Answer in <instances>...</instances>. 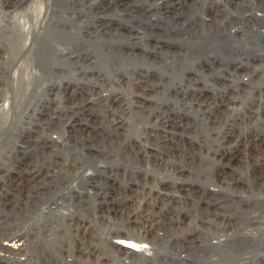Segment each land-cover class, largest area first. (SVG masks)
<instances>
[{"label": "rangeland", "instance_id": "1", "mask_svg": "<svg viewBox=\"0 0 264 264\" xmlns=\"http://www.w3.org/2000/svg\"><path fill=\"white\" fill-rule=\"evenodd\" d=\"M164 2H166V4ZM19 5L22 7L20 6L21 8L18 9L17 7ZM25 5L36 8L38 7L37 10L35 9L37 12L34 11V8H30V10H33L32 14H35L34 16H31L30 13L28 14L25 11ZM48 5H51V7L54 6L66 8L69 13L76 14L78 18L75 20H70V23L66 21L68 28H72L73 30L71 34H60L58 36V39H60V42L58 43L59 47H62V49L66 51V54H59L58 57L53 59L55 60L56 65H49L48 61L36 59L35 57V64L41 67H38L41 72L38 73L40 74L39 79L32 77L31 84L33 85L37 81H44V79L46 84L53 82H63L62 84H66V80H71V85L69 86L73 87L75 86L74 77H81V75H87L89 77L92 75V73H95L101 74L104 77V80L102 81L103 84L100 82L95 87L93 86L90 91L102 90L104 93H108L109 95L102 100L101 105H95L97 106V108L95 107V110H86L84 113L81 111L83 113L82 117V115L78 116L73 113L76 110L65 107V102H69L62 96H66V93L64 92V89L60 91V89L55 87L53 92L58 89L60 92H58L60 98L62 97V100L65 102L62 103V105H64V107L61 108L62 112L58 113L61 115V118L63 117L62 124L55 134L53 131H50L52 136H55L54 142L48 140L47 143H45L44 134L42 135V133L38 132V130H44L43 132H47L48 129L46 131L45 126L41 127L39 124H35L34 130L29 129V119H31V115L33 114L32 106L37 103V98L40 95H43L45 92L44 89H42L43 87H41L42 93H40L39 96L36 95L34 97L35 101L33 100L31 107H29L28 111H26L22 116L23 119L20 117V119L13 122L11 120L5 126L0 127L1 190H4L2 187L4 182L2 175L5 172V170H2V168H10V164L15 165L18 162H20L18 165L21 166L27 161V159L29 160L31 158H38L42 161L44 159V161H46L49 160V158L46 156H55L58 158V160H61L60 158H65L67 156H74L80 158L81 160H85L84 164L85 166L87 164L86 169L89 171V173H87V171L78 172V175L75 174V177L67 182L64 187L62 185L60 187V184L62 183L57 182V184L59 183L55 186L57 188L55 192L57 193L54 191L52 193H50V191H46L42 194L37 192L35 188L28 189V192L26 191L27 189L23 190V187H17L14 190H8V192L6 191L5 195H1L3 198L0 196V225H6L9 223L18 224L16 228L19 226L18 228L21 229L20 232L23 231L21 232L23 238L28 242L25 244L24 250L26 251L23 252H31L32 256L34 257V260L31 261L33 264H45V256H48L49 264H52L53 261L54 263H56L55 261L61 262V259L62 262L66 263L67 253L72 251L74 246L77 247L79 244H81L80 242L83 243L84 241L91 246H95L97 251L106 253L105 255H109L110 258L108 257L104 259V261H108V263L106 261L105 264H128V262L129 264H264V239H259L260 237L257 238V236H255L256 238L254 237V240H251L253 243L250 241V244H240V246L239 244H232L237 246V250L230 249L231 244L230 246L228 244H219L216 246L211 244L215 240L220 239L226 242L227 235H224L225 232H223L221 229L222 226H224V224L227 222L229 223H227L229 230H233V225L236 224V221H238L237 224H240L242 229L244 228L250 232L264 234V181L255 182L254 175H251L249 177L250 180L247 179V181L235 180L236 182L233 185V187L235 186V191L233 188L230 189V187L228 188L225 185H227L226 180L228 178L237 177L238 174H240L238 170V166L240 165L235 164V166L231 167V171L228 172V174L234 175L229 176L227 174L226 177L220 175L218 172L213 171L215 170V165H212V162H215V151H218L220 146L224 145L223 147L227 148L233 146L234 148L232 147V150H235L236 146L234 145H236L237 142L240 143L242 140H244V138L259 139L260 137H264V17L262 16V19L261 17L256 18L252 15L256 12L264 14V0H0V37L5 38V44L8 45L9 49H11L9 50L6 45H4V52L1 53L3 57L0 55V59L2 58L0 60V71H2L0 72V76L2 75L5 78L6 74L8 77L6 84H3V87L1 86L3 89H0V103L2 105H0V110H4L3 107H5V109L10 110V112L12 111V115L14 114L15 118H17L16 115L20 113V111L15 110L12 106L13 102H10L9 104V101H6L3 98V95L5 96V94H7L10 89L11 93H13V88L20 83L19 76L22 75V71L24 70L22 63L24 59L27 58L26 52L29 49V43H35L41 39L39 37L36 38L37 35H35V32L38 31L37 29H39V31L42 30L39 28L41 27L42 23L39 22L46 24V27H49L47 25L48 23H50V25L53 27H58V23L64 27V23L58 22L63 17V13L59 10H56L55 12L54 9V11H52L53 13L47 14L48 17H45L44 12ZM40 8H43V10ZM216 9L222 10L221 13L217 14L218 18L216 17L217 19L215 18L216 20L214 19L213 22L207 20V17L210 18L215 14L217 11ZM25 16L28 18V20ZM15 17H18L19 19L25 18L27 21H30V23L28 22L29 24L27 23V25L30 27V29L32 28V31L29 29V42L28 45L25 46V48H27L21 50V55L17 53L19 55L18 56L16 54L19 59L15 57L14 48H18L17 44L20 45L21 40L19 39L18 35L14 34V30L11 28L12 23L16 19ZM52 17L55 19H52ZM5 20L8 22L7 25L4 24ZM96 23L98 26H103L107 30L117 29L124 34H129L131 38L127 40L124 39L125 41L121 40V42L123 41L121 43L122 45L109 44L108 41H106V44L104 40L99 42L90 40L87 31H84V29H86V25ZM36 25L37 29L35 28ZM226 26H230L233 29L237 28L238 31L235 32L234 35L224 33V27ZM13 35L14 39H12ZM88 53L91 55H87ZM70 55H73V58H68ZM11 56L12 59L10 63L3 62L6 60L5 58L10 59ZM60 57L64 59L63 62H61L62 59ZM13 60H15L14 63ZM70 61H75L77 67L73 64V62L71 63ZM65 62H68L66 63L68 65H66ZM239 63H242L243 67L240 72L237 71L236 73V71H234V67L236 66L234 65ZM44 66L47 67L45 68ZM9 68H12V70L10 69L9 71ZM71 69L72 74L75 72V75L73 74L74 77L71 74ZM45 70H48L49 72ZM12 73H15V76L12 75ZM240 77L246 80L245 84L243 85L244 87L241 86L240 89H237L235 88L234 84H236V82L241 79ZM46 84H43V86ZM144 85L146 90L142 87ZM218 85L221 87L219 88ZM4 87L9 89H5ZM193 87L201 89L203 96L210 97L212 95V98L208 97L209 100H214V95L220 94L217 100H220L218 103H221L219 104V107L218 105L215 106L214 111L211 114V120H214L215 122L217 121L216 125L211 126V121H208L209 125L206 127L199 124V121L197 120V113L201 111V108L199 107V103H197V101L193 100V97H191V89H193ZM87 91L89 92V90H86L85 93ZM143 92H146L145 94L147 95L145 96ZM234 92L238 95H236ZM69 93L71 94L70 89ZM115 98H118V103L114 101ZM135 100L140 101H138L139 103H134ZM2 103L5 104L3 105ZM145 103H148L147 105L149 107L152 106L150 108L151 114L148 118L140 113H137V109L141 107V104L146 105ZM228 103L231 108L227 106ZM54 104L56 106L57 102L52 103V107H54ZM157 106L162 107L165 113L167 112L166 114L169 118V122L171 121L170 134L172 137L174 136L173 140L176 144V150L173 151L178 153L179 156L177 155V160H175L174 156L176 153L170 152V154L167 156L169 164L167 162V166L164 165L165 170H158L155 172L156 169H152V166L147 165V162H145L143 159H140L142 158V154L137 152V149L144 144L143 135L145 134L146 129H149L154 123L157 122L153 115L155 111H158ZM8 107H11L12 110ZM50 109L47 111L50 112ZM197 110L199 111L197 112ZM37 115L39 117L40 114ZM5 116L7 117L8 113ZM33 116L34 114L32 115V118ZM44 116L45 115L42 114V117ZM95 116L99 117V120L102 121L101 123L104 122L103 125L106 123V121L109 122L114 117L123 118L121 126L117 129L118 131H116V136L111 134L113 135L112 138L114 137L113 139L115 141L113 142L114 146L112 148L115 153L112 152L110 160L106 158L105 155L98 158L99 156L96 153L95 147L87 148L85 150L81 149L82 141L77 139V136H75L77 133L75 130L76 128L78 129L84 126L90 127L89 124H92L84 120H80V118H91V120H89L92 121L96 119ZM218 118H221L219 123ZM221 120L223 121L221 122ZM18 133L20 137H17ZM121 133L125 137H123ZM212 134L214 135L212 136ZM119 138L124 143L119 144ZM125 138L129 141H127ZM44 145H47V148H45ZM126 145L127 148H124ZM90 149L91 151H89ZM123 149L124 151H122ZM84 151L86 152L84 153ZM92 152L94 153L92 154ZM119 152H121V154ZM123 152L124 154H122ZM133 152L136 153L134 154ZM219 152L222 153V151ZM67 153L69 155H67ZM216 153L218 154V152ZM7 155L9 157H7ZM94 155H97V159H95L96 157H94ZM207 155H210L211 158ZM236 157L237 156H234L235 159H237ZM1 160H3V162L5 161L7 165L4 166V163H2V165ZM95 164H98L100 168L98 169ZM144 164L146 166H144ZM176 166L184 167V172L181 174L176 173L172 168H177ZM234 167H237V169ZM13 170L14 169L11 170V173ZM46 171L47 170L45 168L39 170L37 173V178L34 179L42 178V176L46 174ZM132 173H134V175H132ZM179 176L181 178H179ZM123 177L125 178L126 182ZM145 178L149 180L161 181L160 183L163 185H168V183H173L174 181L177 183L178 181L177 186L183 184L184 188L190 189V193L188 191L187 192L191 195H189L187 192H183L186 194V197L184 196V201L182 200L183 202L181 204L182 206L185 205V209L183 210L182 214L174 219H169L167 216V220H169L168 222H174L178 227H181L182 233L180 236L182 237H179L177 241H175V237H165L169 240L163 241L164 243L161 244H155L153 239L158 238L159 240H162V236L157 234H148L147 239H145L143 242H140L141 244H139L144 249L139 251L138 254L133 253L132 256L130 255V259L127 258L129 260L128 261L122 257L118 258V255L115 253V251L112 250L114 246L112 243L114 240H119L115 238L117 235L115 233V228L116 230L125 229V217H127L129 213L132 214L134 212L136 207L135 205H137V200L140 198L141 194L139 191L143 189V185L146 183L144 181ZM12 182L13 184H17L16 179ZM250 183L255 184L253 189L256 191H253L255 193H251ZM147 185H150V183L147 182ZM65 187H68L69 189H65ZM61 188L63 192L64 189L66 190V192H64L65 194L60 192L59 189ZM194 195L195 197H193ZM246 198H248L247 201ZM202 203H204L205 206H203ZM28 204H30V206ZM188 207L191 209H198V213L196 214L195 210H189ZM207 217L209 220L216 222L214 223V226L213 223H211L202 227L201 222L203 219H207ZM70 221L73 223V225L69 226L68 222ZM194 222L199 223L198 228H194ZM242 223L244 226H242ZM80 224L81 228L80 226H77ZM47 225L48 227L51 226L54 229L53 230L51 228L49 233L56 232L58 235H60L59 242L57 241V238H55V242L52 243L53 241H51L52 244H50L45 238L42 237V239L41 237H38L44 228H48ZM40 226L43 229H41ZM11 231L12 230H9V232ZM208 239L210 241H208ZM36 240L38 242H36ZM257 240L258 242H256ZM176 242L180 243H177L176 245ZM53 244H56L55 252L51 253L49 250L48 253L45 252L48 249L47 247H50ZM1 248L2 247L0 246V252L2 251ZM222 249L224 250L222 251ZM37 250L39 252H36ZM2 253H4V256L9 255V251H7L6 248L3 249ZM51 256L53 257L51 258ZM56 256L58 258H56ZM60 256L61 258H59ZM131 257L133 258L131 259ZM64 259L65 261H63ZM9 260L10 258H1L0 264H18L16 263V260L13 261L11 259V262Z\"/></svg>", "mask_w": 264, "mask_h": 264}, {"label": "bare ground", "instance_id": "2", "mask_svg": "<svg viewBox=\"0 0 264 264\" xmlns=\"http://www.w3.org/2000/svg\"><path fill=\"white\" fill-rule=\"evenodd\" d=\"M162 1V0H161ZM167 1V0H166ZM232 1H235V0H232ZM126 2V1H125ZM166 4V2H164ZM16 4V3H15ZM118 4V2H117ZM125 4V3H124ZM157 4H161V3H157ZM230 4V3H229ZM86 5V4H85ZM111 5V4H110ZM122 5V4H121ZM228 5V4H227ZM21 5H19L17 8H21L20 7ZM26 6V5H25ZM39 6V5H38ZM58 6V5H57ZM61 6V5H60ZM63 6V5H62ZM226 6V5H225ZM40 7V6H39ZM43 7V6H42ZM76 7V6H75ZM80 7V6H79ZM117 7V6H116ZM124 7V6H123ZM127 7V6H126ZM30 8H34V11L37 10L36 7H30V6H26L25 7V11L29 14H31V16L35 15V14H32L33 10H30ZM62 7H51V5H48L45 9V12L44 11H40V12H44L45 14V17L47 16V14H50V13H53L52 11H54L55 9V12L56 10L60 11L63 13V17L61 20H57L58 22L60 23H64V27L61 26V24H57L58 27H53L52 25H50V23H48L47 25L49 27H46L45 25L46 24H43V22H39V23H42L41 28L42 30L39 31V29H37V25H36V29L38 31L35 32V35L36 38L39 37L41 39H39V41L37 42H32V43H29V49L27 50L26 52V56L27 58L24 59L23 61V68L24 70L22 71V75L19 76V79H20V83L15 86L12 90L13 93H11V89L7 92V94H5V96L3 95V98L6 100V101H9V104L10 102H13V107L15 110H18L20 111V113H18L16 116L17 118H15V115L13 116L12 115V111L10 112V110L8 109H5L4 110H0V127H3L5 126L8 122H10L12 120L15 121V120H18L20 119V117L22 118V116L24 115V113L26 111H28L29 107H31V104L33 103V100H34V97L36 95H40L41 92V87H43L42 89H44V93L43 95H40L38 98H37V103H35L32 107H33V111L32 113L34 114L33 118H32V115H31V119H29V123H30V126H29V129L30 130H34V127H35V124H39L41 127L42 126H45L46 127V131L48 129L47 132H43V131H40L38 130L39 133H42V135L44 134L45 136V143H47L48 140H51V141H55L54 139V135L52 136V134L50 133V131L54 132V134L58 131L60 125L62 124V118H61V115L58 114V113H61L62 112V109L64 107V105H62L63 102H65L64 100H62L64 98H66V100H68L69 103L65 102V107H69L70 109H74L76 110L75 112H73L74 114L76 115H82L83 117V113L84 111L86 110H95V107L97 108V106L95 105H101V102L103 99H105L106 97H108V93H104V91H90V89H92V87L98 85L100 82L101 84H103V76L101 74H95V73H92V75H90L89 77L86 75V76H82L81 77H74V73L72 74V69H71V74L73 75L74 77V81H75V86L71 87L69 85H71V80H66V84H62L61 82L60 83H57V82H53V83H48L46 84L44 81H37L36 83H34L33 85L31 84L32 83V77H35L37 79H39V76L40 74H38L39 72H41V70L39 68V66H37L35 64L36 62V59H41L43 61H48L49 65H56L55 64V59L56 57H58L59 54H63L65 55L66 54V51L64 49H62V47H59V42H60V39H58V36L60 34H71L73 32L72 28H68L67 24H66V21H68V23H70V20H75L76 18H78L76 16V14L74 13H69L68 10L66 8H62ZM17 9V10H18ZM36 9V10H35ZM41 10H43V8H40ZM119 9V8H118ZM125 9V7H124ZM217 11L215 12L214 15H212L210 18L207 17V20H210L213 22V20L217 17V14L218 13H221V9H216ZM86 11V10H85ZM90 11V10H89ZM8 12V11H7ZM23 12V11H22ZM25 12V13H26ZM37 12V11H36ZM91 12V11H90ZM123 12V10H122ZM227 12V11H226ZM35 13V12H34ZM69 13V14H68ZM14 14V13H13ZM18 14V13H17ZM211 14V13H210ZM41 15V13H40ZM65 15V16H64ZM251 15V14H250ZM253 16H255L256 18H259L262 16L264 17V14H260L259 12H256V13H253L252 14ZM17 16V15H16ZM43 16V15H42ZM54 16V15H53ZM205 16V15H204ZM26 17V16H25ZM48 17V16H47ZM51 17V16H50ZM225 17V16H224ZM248 17V15H247ZM16 18V17H15ZM27 18V17H26ZM54 17H52L53 19ZM82 18V17H81ZM218 18V17H217ZM216 18V19H217ZM221 18V17H220ZM251 18V17H250ZM33 19V18H32ZM38 19V18H37ZM46 19V18H45ZM55 19V18H54ZM104 19V18H103ZM204 19V17H203ZM215 19V20H216ZM263 19V18H262ZM28 20V18H27ZM25 18H22V19H19L18 17L15 19V21L12 23L11 25V28H13L14 30V34L15 35H18L19 36V39L21 40V43L20 45H18V48H14V53H15V57H17L18 54L21 55V50H23L25 48V46L28 45V42H29V29L30 27L27 25V23L30 21H27ZM42 20V19H41ZM219 20V19H218ZM223 20V19H222ZM43 21V20H42ZM46 21V20H45ZM50 21V20H49ZM53 21V20H52ZM55 22V20H54ZM53 22V23H54ZM28 23V24H29ZM33 23V22H31ZM36 23V22H35ZM52 23V22H51ZM90 23V22H89ZM109 23V22H108ZM225 23V22H224ZM5 25L8 24V22H4ZM97 24V23H96ZM89 24V25H86V29H84V31L86 30L87 33H88V37H90V40H93L95 42H99L101 40H104L105 42L108 41L109 44H121V40H124V39H130V35L129 34H124L123 32H120L118 31L117 29H114V30H107L105 27L101 26L100 25L98 26V24ZM212 24V23H211ZM1 25V23H0ZM116 25V24H115ZM121 25V24H119ZM221 25V24H220ZM29 28H28V27ZM33 26V25H32ZM73 26H76V25H73ZM93 26V27H92ZM110 26V25H109ZM117 26V25H116ZM213 26V25H212ZM228 26V25H227ZM224 27V30L225 32L224 33H229L230 35H234L235 32H237V28L236 29H233L232 27ZM114 27V26H113ZM238 27V26H236ZM34 28V29H35ZM216 28V26H215ZM32 29V28H31ZM30 29V30H31ZM74 29V28H73ZM220 29V28H219ZM217 29V30H219ZM49 30V31H48ZM75 30V29H74ZM83 30V29H82ZM91 30V31H89ZM93 30V31H92ZM222 30V29H221ZM32 31V30H31ZM123 31V30H122ZM95 32V33H94ZM126 32V31H125ZM204 32V31H203ZM217 32V31H216ZM215 32V33H216ZM94 33V34H92ZM221 33V32H220ZM11 34V33H10ZM34 34V33H33ZM74 34V33H73ZM133 34V33H132ZM69 36V35H67ZM129 36V37H128ZM34 37V35H33ZM64 37V36H63ZM126 37V38H124ZM213 37V36H212ZM224 37V36H223ZM222 37V38H223ZM146 38V37H145ZM14 39V35H13V38ZM16 39V38H15ZM142 39V38H141ZM216 39V38H215ZM36 40V39H35ZM64 40V39H63ZM228 40V39H227ZM226 40V41H227ZM13 41V40H12ZM16 41V40H15ZM125 41V40H124ZM218 41V40H217ZM62 42V41H61ZM225 42V41H224ZM6 43V40L5 38H1L0 37V55L3 57V55L1 53H3L4 51V45ZM10 43V41H9ZM8 43V44H9ZM64 43V42H63ZM125 43V42H124ZM228 43V42H227ZM16 44V42H15ZM65 44V43H64ZM70 44V43H69ZM107 44V42H106ZM146 44V43H145ZM14 45V44H13ZM122 45V44H121ZM112 46V45H111ZM6 47L8 48V45H6ZM11 48V47H10ZM27 48V47H26ZM25 48V49H26ZM121 48V47H120ZM9 49V48H8ZM11 50V49H9ZM96 50V49H95ZM98 50V49H97ZM6 51V50H5ZM131 51V50H130ZM10 52V51H9ZM8 52V53H9ZM143 52V51H142ZM11 53V52H10ZM18 53V54H17ZM25 53V52H24ZM68 53V52H67ZM111 53V51H110ZM17 54V55H16ZM82 54V53H80ZM87 55H91L90 53H88ZM105 55V54H103ZM165 55V54H164ZM10 56V55H9ZM19 56V55H18ZM23 56V54H22ZM25 56V54H24ZM62 56V55H61ZM81 56V55H80ZM112 56V55H111ZM8 57V56H7ZM36 57V59H35ZM5 58V57H4ZM22 58V57H21ZM61 58V57H60ZM68 58H73V55H70V57ZM98 58V57H97ZM2 59V58H1ZM0 59V60H1ZM6 60H2L4 63L7 62V63H10L11 62V59H12V56L11 58H5ZM19 59V58H18ZM17 59V60H18ZM35 59V60H34ZM62 59V58H61ZM15 60H13V63H14ZM22 61V60H21ZM40 61V60H39ZM64 59H62L61 62H63ZM66 61V60H65ZM68 61V60H67ZM105 61V60H104ZM127 61V60H126ZM18 62V61H17ZM15 62V63H17ZM71 62V61H70ZM69 62V63H70ZM74 65H76V62L75 61H72ZM71 62V63H72ZM140 62V61H139ZM12 63V65H13ZM21 63V62H20ZM40 63V62H39ZM43 63V62H41ZM68 63V62H65V64ZM39 65V64H38ZM41 65V64H40ZM68 65V64H66ZM71 65V64H70ZM215 65V64H214ZM249 65V64H248ZM8 66V65H7ZM42 66V65H41ZM98 66V65H97ZM116 66V65H114ZM236 67H234V71H237L240 72V70H242V67H243V64L242 63H239V64H236L234 65ZM11 67V66H10ZM39 67V68H38ZM43 67V66H42ZM45 67V66H44ZM47 67V66H46ZM45 67V68H46ZM67 67V66H66ZM77 67V65H76ZM107 67V65H106ZM19 68V67H18ZM44 68V69H45ZM70 68V67H69ZM10 69L12 70V68H9V71ZM20 69V68H19ZM22 69V68H21ZM93 69V68H92ZM246 69V68H245ZM0 70H1V64H0ZM15 70H16V65H15ZM43 70V68H42ZM51 70L53 71V69L51 68ZM56 70V69H55ZM63 70V69H62ZM69 70V69H68ZM107 70V69H106ZM7 71H8V68H7ZM45 71H48V70H45ZM195 71V70H194ZM233 71V70H232ZM2 72V71H0ZM6 72V71H5ZM49 72V71H48ZM56 72V71H55ZM77 72V71H76ZM10 73V72H9ZM15 74V73H14ZM12 73V75H14ZM58 74V73H57ZM80 74V73H79ZM4 75V74H3ZM11 75V74H9ZM19 75V74H18ZM85 75V74H84ZM262 75V74H261ZM15 76V75H14ZM13 76V77H14ZM17 76V75H16ZM250 76V75H249ZM10 77V76H9ZM70 77V76H69ZM88 77V78H86ZM117 77V76H116ZM132 77V76H131ZM12 78V77H11ZM34 78V79H35ZM72 78V77H71ZM241 78V77H240ZM6 79V81H5ZM7 75L5 74V78L4 76H0V89H3L2 85L3 84H6L7 82ZM18 79V81H19ZM65 79V78H64ZM69 79V78H68ZM73 79V78H72ZM118 79V78H117ZM139 79V78H138ZM252 79V78H251ZM10 80V79H9ZM12 80V79H11ZM16 80V79H15ZM110 80V79H109ZM120 80V79H119ZM197 80V78H196ZM246 80V79H245ZM245 80L244 78H241L238 82H236L235 85V88H239L241 86H243L245 84ZM31 81V82H30ZM257 81V80H256ZM14 82V81H13ZM35 82V81H34ZM168 82V81H166ZM255 82V81H253ZM127 83V82H126ZM142 83V82H141ZM140 83V84H141ZM146 83V82H145ZM191 83H194V82H191ZM190 83V84H191ZM13 84H16V83H13ZM43 84H46L43 86ZM131 84V83H130ZM159 84V83H158ZM189 84V83H188ZM199 85V84H198ZM2 86V87H1ZM138 86V85H137ZM197 86V85H195ZM201 86V84H200ZM227 86V85H226ZM57 87L58 89L63 90L64 89V92L66 93V96H62L60 98L59 96V91L58 89L53 92L54 88ZM141 87V86H140ZM144 89H145V85L142 86ZM153 87V85H152ZM155 87V86H154ZM219 87V85H218ZM221 87V86H220ZM219 87V88H220ZM234 87V86H233ZM232 87V89H233ZM244 87V86H243ZM5 88V87H4ZM133 88V87H132ZM176 88V87H175ZM251 88V87H250ZM5 89H9V88H5ZM69 89L71 91V94L69 93ZM95 89V88H93ZM135 89V88H134ZM225 89V88H224ZM86 90H89V92L87 91L85 93ZM97 90V89H96ZM146 90V89H145ZM161 90V89H160ZM230 90V89H229ZM246 90V89H245ZM34 91V93H33ZM43 91V90H42ZM108 91V90H107ZM148 91H151V90H148ZM228 91V90H227ZM253 91V90H252ZM1 92V90H0ZM59 92V93H58ZM63 92V93H64ZM141 92V91H140ZM214 92V91H213ZM233 92V91H231ZM237 92V91H236ZM246 92V91H244ZM33 93V94H32ZM54 93V95H53ZM144 93V92H143ZM146 93V92H145ZM144 93V94H145ZM151 93V92H150ZM224 93V91H223ZM235 93V92H234ZM163 94V93H162ZM191 94L193 97V100L197 101V103H199V107L201 108L200 112H198L199 110H197V120L199 121V124L201 126H207L209 125L208 121H211V122H215L214 120H211V114L212 112L214 111V108L215 106L218 105L219 107V104L221 103H218L220 100H217L218 96L220 94H215L214 95V100H209V98H212L211 96L208 98L207 96H203V93H202V90L201 89H198L197 87H193V89H191ZM232 94V93H231ZM230 94V96H231ZM236 94V93H235ZM234 94V95H235ZM127 95V94H126ZM147 94H145L146 96ZM238 95V94H236ZM249 96V95H248ZM144 97V96H143ZM165 97V96H164ZM234 97V96H232ZM238 97V96H237ZM2 98V100H3ZM112 98V97H111ZM123 98V97H122ZM125 98V97H124ZM139 99V98H138ZM231 99V97H230ZM162 100V99H161ZM222 100V99H221ZM236 100V99H235ZM35 101V100H34ZM115 102L118 103V98H115L114 99ZM128 101V100H127ZM140 101V100H138ZM135 100L134 103L138 102ZM226 101V100H225ZM1 102V101H0ZM57 102V105L55 106L54 104V107H52V103H56ZM120 102V101H119ZM123 102V101H122ZM132 102V101H130ZM164 102V101H163ZM194 102V101H193ZM228 102V101H227ZM139 103V102H138ZM137 103V104H138ZM189 103V102H188ZM192 103V102H191ZM3 104V103H2ZM5 104V103H4ZM3 104V105H4ZM132 104V103H131ZM144 104V103H142ZM141 104V107L139 109H137V113H140L144 116H146L147 118L149 117V115L151 114L150 112V108L152 107H149L146 103V105H142ZM152 104V103H151ZM240 104V103H239ZM1 105V103H0ZM117 105V104H116ZM191 105V104H190ZM2 106V105H1ZM18 106V107H17ZM121 106V105H120ZM229 106V103L228 105ZM111 107V106H110ZM158 107V111L153 114L154 115V119L157 120L156 123H152L153 126L150 127L149 129H146V132L145 134L143 135L144 136V144L137 149V152L141 153L142 154V158L140 159H143L145 162H147L148 164L147 165H150L152 166V169H156V171L158 170H165V166H167V162H168V154L171 153H176L175 151L173 150H176L175 149V143H174V140H173V137L172 135L170 134V122H169V118L167 116V112L165 113L164 109L162 107ZM193 107V106H192ZM230 107V106H229ZM9 109L11 107H8ZM51 108V109H50ZM113 108V107H112ZM181 108V107H180ZM231 108V107H230ZM240 108V107H239ZM50 109L51 111L48 112L47 110ZM102 109V108H101ZM116 109V108H114ZM126 109V108H125ZM156 109V108H155ZM12 110V108H11ZM69 110V109H68ZM124 110V109H123ZM185 110V109H184ZM220 110V109H219ZM229 110V109H228ZM83 113H82V112ZM113 111V109H112ZM121 111V110H120ZM167 111V110H166ZM195 111V110H194ZM223 111V110H222ZM239 111V110H238ZM252 111V110H251ZM30 112V111H29ZM98 112V110H97ZM111 112V111H110ZM116 112V111H115ZM8 113V116L6 117L5 115ZM16 113V112H15ZM31 113V112H30ZM106 113V112H105ZM123 113V112H122ZM187 113V112H186ZM193 113V112H191ZM218 113V112H217ZM216 113V114H217ZM259 113V112H258ZM37 114H40L39 117ZM42 114L45 115L44 117H42ZM64 114V113H63ZM86 114V113H85ZM124 114V113H123ZM233 114V113H232ZM226 115V114H224ZM64 116V115H63ZM101 116V115H100ZM114 116V115H113ZM76 117V116H75ZM112 117V116H111ZM125 117V116H124ZM127 117V115H126ZM141 117V115H140ZM220 117V116H219ZM227 117V116H226ZM26 118V116H25ZM96 119L91 120V118L89 119H86V118H80V120H84L88 123H92V124H89L90 127H82V128H76V134L75 136H77V139H80L82 141V144H81V149H87V148H93L95 147L96 149V153L97 155L99 156L98 158L102 157L103 155L106 156V158H108L110 160L111 156H112V152H114V150L112 149L114 144L113 142L114 141V137L112 138V136H116V131H118L117 129L121 126V123H122V120L123 118H116V117H112L113 119H111V121L107 122L106 121V125L103 123H101L102 121L99 120V117L95 116ZM104 118V117H103ZM102 118V119H103ZM222 118V117H221ZM221 118H218V123L220 121ZM23 119V118H22ZM109 119V118H108ZM151 119V118H150ZM89 120V121H88ZM104 120V119H103ZM126 120V119H125ZM258 120V119H257ZM23 121V120H21ZM64 121V120H63ZM69 121V120H68ZM154 121V120H153ZM152 121V122H153ZM180 121V120H179ZM223 120H221L222 122ZM260 121V120H259ZM66 122V121H64ZM97 122V123H96ZM182 122V121H181ZM197 122V121H196ZM211 126L213 125H216L217 121L215 123H211ZM264 122V121H263ZM21 123V122H20ZM70 123V122H69ZM130 123V122H129ZM151 123V122H150ZM65 124V123H64ZM74 124V123H73ZM124 124V123H123ZM151 124V125H152ZM197 124V123H196ZM252 124V123H251ZM22 125V124H21ZM24 125V124H23ZM108 125V126H107ZM125 125V124H124ZM123 125V126H124ZM222 125V124H221ZM200 126V127H201ZM241 126V125H240ZM260 126V125H259ZM20 127V126H19ZM18 127V128H19ZM72 127V126H71ZM125 127V126H124ZM199 127V128H200ZM24 128V126H23ZM69 128V127H68ZM204 128V127H203ZM62 129V127H61ZM71 129V128H70ZM211 129V128H210ZM42 130V129H41ZM63 130V129H62ZM203 130V129H202ZM227 130V129H226ZM262 130V129H261ZM18 131V130H17ZM25 131V129H24ZM179 131V130H178ZM21 132V131H20ZM74 132V131H73ZM91 132V133H90ZM120 132V131H119ZM142 132V131H141ZM228 132V131H227ZM32 133V132H31ZM37 133V131H36ZM144 133V132H143ZM60 134V133H59ZM62 134V133H61ZM113 134V135H111ZM119 134V133H118ZM174 134V133H173ZM21 135V134H20ZM122 135V133H121ZM210 135V134H209ZM214 134H212L213 136ZM247 135V134H246ZM16 136V135H15ZM19 136V133L17 135V137ZM60 136V135H59ZM123 136V135H122ZM199 136V135H198ZM239 136V135H238ZM263 136V135H262ZM16 137V138H17ZM20 137V136H19ZM125 137V136H123ZM176 137V136H175ZM217 137V136H216ZM254 137V136H253ZM43 138V137H42ZM121 138V137H120ZM118 139V143L119 144H122L124 143L121 139ZM142 138V137H141ZM140 138V139H141ZM210 138V137H209ZM126 139V138H125ZM184 139V138H183ZM19 140V139H17ZM23 140V139H22ZM127 140V139H126ZM195 140V139H194ZM210 140V139H209ZM218 140V139H217ZM79 141V142H81ZM129 141V140H127ZM18 142V141H17ZM137 142V141H136ZM200 142V141H199ZM51 143V142H50ZM117 143V142H116ZM223 143V142H222ZM204 144V142H203ZM124 145V144H123ZM136 145V144H135ZM52 146V145H51ZM56 146V145H55ZM137 146V145H136ZM196 146V145H195ZM202 146V145H201ZM224 145L220 146L219 147V150L215 151V162H212V165L214 164L215 165V172H218L220 175H223V176H227L228 172L231 171V167L235 166V164H239L240 166L239 167V172L240 174H238V178L237 177H231V178H228L226 180V183L227 185H225L226 187H230L234 189L233 185L235 184V180H242V181H247V179H249V177L251 175H254V179H255V182H263L264 181V137L263 138H259V139H256V138H244V140H242L240 143L237 142L236 146L235 147V150H232V147H223ZM45 148H47V145H44ZM54 147V146H53ZM121 147V146H120ZM134 147V146H133ZM179 147V146H178ZM185 147V146H184ZM107 150H105V149ZM124 148H127V145L126 147ZM211 148V147H210ZM213 148V147H212ZM234 148V147H233ZM8 149V148H7ZM116 149V148H115ZM119 149V148H118ZM122 149V147H121ZM217 149H218V146H217ZM25 150V149H24ZM69 150V149H68ZM127 150V149H126ZM132 150V148H131ZM185 150V149H184ZM183 150V151H184ZM30 151V150H29ZM37 151V150H36ZM45 151V150H44ZM70 151V150H69ZM68 151V152H69ZM83 151V150H82ZM91 151V149L89 150ZM93 151V150H92ZM124 151V149L122 150ZM219 151H222V153H220ZM238 151V152H237ZM11 152V151H10ZM9 152V153H10ZM13 152V151H12ZM71 152V151H70ZM69 152V153H70ZM86 151H84L85 153ZM218 152V154L216 153ZM237 152V153H236ZM94 152H92L93 154ZM115 153V152H114ZM117 153V152H116ZM121 154V152H119ZM134 153V152H133ZM136 153V152H135ZM134 153V154H135ZM3 154V153H2ZM71 154V153H70ZM89 154V153H88ZM119 154V155H120ZM124 154V152L122 153ZM203 154V153H202ZM210 154V153H209ZM10 155V154H9ZM49 155V154H48ZM67 155H69L67 153ZM96 155V156H97ZM179 156L178 153H176V155L174 156V159L177 160V157ZM3 156V155H2ZM66 156V155H65ZM84 156V155H83ZM94 155V157H96ZM122 156V155H121ZM133 156V155H132ZM137 156V155H136ZM139 156V155H138ZM208 156V155H207ZM234 156H237L235 159ZM7 157H9L7 155ZM17 157V156H16ZM47 158H49V160H46L43 161L41 159H27V161L25 163H23L21 166H19L18 163H16L15 165L14 164H10V168H7V169H4L5 167L2 168V170H5L4 174L2 175V177L4 178V182L2 184V187L4 190H1L0 189V196L1 195H5V192L8 190H14L16 189L17 187H23V190L24 189H27L26 191H28V189L30 188H35V190L39 193H45L46 191H50V193H52L53 191L55 192L57 190V188L55 187L57 182H61L62 184H60V187L61 185L64 187L65 184L67 182H69L73 177H75L74 175L77 174L78 172H86L87 169H86V166L84 164L85 160H81L80 158L78 157H74V156H67L65 158H60L61 160H58V158H56L55 156L53 157H49V156H46ZM92 157V156H91ZM115 157V155H114ZM113 157V159H114ZM172 157V156H170ZM169 157V158H170ZM210 157V155L208 156ZM78 158V159H77ZM104 158V157H103ZM119 158V157H118ZM211 158V157H210ZM14 159V158H13ZM12 159V160H13ZM84 159V158H82ZM93 159V158H92ZM97 159V157L95 158ZM137 159V158H136ZM115 160V159H114ZM123 160V159H122ZM172 160V159H171ZM25 161V160H24ZM107 161V160H106ZM183 161V160H182ZM12 162V161H11ZM92 162V161H91ZM118 162V161H116ZM120 162V161H119ZM130 162V161H128ZM134 162V161H133ZM209 162V160H208ZM210 162V163H211ZM4 163V166L7 165V163H5V161L3 162V160H1V164ZM99 163V162H98ZM137 163V162H135ZM182 163V162H181ZM90 164V163H89ZM88 164V165H89ZM126 164V163H125ZM132 164V163H131ZM138 164V163H137ZM142 164V163H141ZM169 164V162H168ZM209 164V163H208ZM3 165V164H2ZM96 167L99 169L100 166L98 164H95ZM165 165V166H164ZM176 165V164H175ZM211 165V166H212ZM18 166V167H17ZM44 166H47V167H44ZM131 166V165H130ZM134 166V165H133ZM144 166H146L144 164ZM237 166V165H236ZM90 167V166H89ZM127 167V166H125ZM135 167V166H134ZM133 167V168H134ZM143 167V166H141ZM177 167V166H176ZM210 167V166H208ZM213 167V166H212ZM43 168H45L47 171L45 172L46 174L44 176H42V178L40 179H34V178H37V173L39 170H42ZM176 173H183L184 172V167L182 166H178L177 168H174L172 167ZM203 168V167H202ZM201 168V169H202ZM235 168V167H234ZM233 168V169H234ZM13 170V172L11 173V170ZM89 169V168H88ZM94 169V168H93ZM135 169V168H134ZM133 169V171H134ZM139 169V167H138ZM147 169V168H146ZM150 169V168H149ZM151 169V170H152ZM237 169V167L235 168ZM148 170V169H147ZM191 170V169H190ZM193 170V169H192ZM211 170V169H210ZM91 171V170H90ZM132 171V172H133ZM137 171V170H136ZM208 171V169H207ZM233 171V170H232ZM237 171V170H236ZM94 172V170H93ZM146 172V171H145ZM152 172V171H151ZM154 172V174H155ZM160 172V171H159ZM167 172V171H166ZM197 172V171H196ZM204 172H205V169H204ZM238 172V173H239ZM87 173H89V171H87ZM116 173V172H114ZM174 173V172H173ZM186 173V172H185ZM208 173V172H206ZM214 173V172H213ZM81 174V173H80ZM109 174V173H108ZM131 174V173H130ZM136 174V172H135ZM78 175V174H77ZM88 175V174H87ZM132 175H134V173H132ZM137 175V174H136ZM145 175V174H144ZM178 175V174H176ZM183 175V174H182ZM209 175V174H208ZM229 176H233L234 174H228ZM237 175V174H236ZM85 176V174H84ZM94 176V175H93ZM112 176V175H111ZM117 176V175H116ZM219 176V175H218ZM217 176V177H218ZM86 177V176H85ZM110 177V176H109ZM134 177V176H133ZM144 177V176H143ZM146 177V176H145ZM155 177V176H154ZM214 177V176H213ZM19 178V179H17ZM24 178V179H23ZM114 178V177H113ZM122 178V177H121ZM124 178V177H123ZM135 178V177H134ZM150 178V177H149ZM162 178V177H161ZM179 178H181L179 176ZM17 181V184H13V180ZM86 179V178H84ZM89 179V177H88ZM91 179V178H90ZM116 179V178H114ZM113 179V181H114ZM165 179V178H164ZM216 179V178H215ZM123 180V179H122ZM125 180V178H124ZM133 180V179H132ZM140 180V179H138ZM142 180V179H141ZM177 180V179H176ZM250 180V179H249ZM89 181V180H88ZM111 181V180H109ZM121 181V180H120ZM146 183L143 185V189H141V194H140V198L137 200L138 203L137 205H135V210L132 214L129 213V215H127L126 220H125V229H121V230H116L115 228V233L117 234L115 238L119 239V240H114V242L112 244H114L112 250L115 251V253L118 255V258L119 257H122L124 258L125 260L128 258L130 259V255L132 256L133 253H137L139 251H141L142 248L139 244H141L140 242H143L145 239H147L148 237V234H151V235H154V234H157V235H161L162 236V240H159L158 238H155L153 239V241L155 242V244H161V243H164L163 241H167L169 240L168 238H165V237H175V241H177L179 239V237H182L180 236V234L182 233V230H181V227H178L174 222H168L169 220H167V216L169 217V219H174L176 217H178L180 214H182L183 210L185 209V205H181L182 202L184 201L183 198L184 196L186 197V194L183 193V192H189L190 193V189H186L184 188V185L183 184H180L179 186H177V183L176 181H174L173 183H168V185H163L161 184L160 182L161 181H158V180H149V179H146L144 180ZM126 182V180H125ZM147 182L150 183V185H147ZM163 182V180H162ZM107 183V182H106ZM119 183V182H118ZM254 183V182H253ZM253 183H250V190H251V193L255 190L254 187H255V184ZM264 183V182H263ZM59 184V183H58ZM57 184V185H58ZM137 184V183H136ZM143 184V183H142ZM209 184V183H208ZM258 184V183H257ZM140 185V184H139ZM211 185V184H210ZM244 185V184H243ZM189 186V185H188ZM59 187V186H58ZM59 187V188H60ZM62 187V188H63ZM132 187V186H130ZM179 187V188H178ZM186 187V186H185ZM217 187V186H216ZM236 187H237V184H236ZM59 189L60 192L62 194H65L64 192H66L65 189H67L65 187L64 189V192L63 190ZM69 189V188H68ZM77 189V188H76ZM232 189V190H233ZM32 190V189H31ZM30 190V191H31ZM34 190V189H33ZM126 190V189H125ZM235 190V189H234ZM257 190V189H256ZM259 190V189H258ZM262 190V189H261ZM21 191V190H20ZM71 191V190H70ZM100 191V190H98ZM199 191V190H198ZM236 191V190H235ZM29 192V191H28ZM134 192V191H133ZM137 192V191H136ZM187 192V193H188ZM240 192V191H239ZM256 192V191H255ZM253 192V193H255ZM57 193V192H55ZM93 193V192H92ZM101 193V192H100ZM111 193V192H110ZM188 193V194H189ZM200 193V192H199ZM219 193V192H218ZM233 193V192H232ZM231 193V194H232ZM236 193V192H234ZM263 193V192H262ZM35 194V193H34ZM38 194V193H37ZM126 194V193H125ZM196 194V193H195ZM49 195V194H48ZM191 195V194H189ZM188 195V196H189ZM242 196H244L243 194H241ZM261 195V194H260ZM259 195V196H260ZM138 196V195H137ZM256 196V195H255ZM2 197V196H1ZM0 197V199H1ZM35 197V196H34ZM38 197V196H37ZM45 197V196H44ZM43 197V198H44ZM48 197V196H47ZM195 197V195L193 196ZM233 197V196H232ZM252 197V196H251ZM258 197V196H257ZM256 197V198H257ZM262 197V196H261ZM3 198V197H2ZM27 198V197H26ZM31 198V197H30ZM39 198V197H38ZM69 198V197H68ZM95 198V196H94ZM114 198V197H113ZM130 198V197H129ZM135 198V197H133ZM25 199V198H24ZM188 199V198H187ZM248 198H246V201H247ZM54 200V199H53ZM56 200V199H55ZM183 200V201H182ZM16 201V200H15ZM42 201V200H41ZM57 201V200H56ZM109 201V200H108ZM261 201V200H260ZM21 202V201H20ZM27 202V201H26ZM28 203V202H27ZM50 203V202H49ZM100 203V202H99ZM235 203V202H234ZM199 204V203H198ZM251 204V203H250ZM30 206V204H28ZM35 205V204H34ZM55 205V204H54ZM97 205V204H96ZM104 205V204H103ZM203 206H205L204 203H202ZM259 205V204H258ZM13 206V205H12ZM36 206V205H35ZM98 206V205H97ZM134 206V205H133ZM195 206V205H194ZM202 206V207H203ZM207 206V205H206ZM245 207V206H244ZM52 208V207H51ZM126 208V207H125ZM201 208V207H200ZM205 208V207H204ZM207 208V207H206ZM242 208V207H241ZM13 209V208H12ZM23 209V208H22ZM28 209V208H27ZM189 210H195L196 211V214L198 213V209H191L188 207ZM5 210V209H4ZM87 210V209H86ZM108 210V209H107ZM188 210V211H189ZM208 210V209H207ZM101 211V210H100ZM123 211V210H122ZM200 211V210H199ZM243 211V210H241ZM10 212V211H9ZM260 212V211H259ZM208 213V212H207ZM235 213V212H234ZM251 213V212H250ZM2 214V213H1ZM5 214V213H4ZM7 214V213H6ZM201 214V213H200ZM73 215V214H72ZM104 215V214H102ZM5 216V215H4ZM13 216V215H12ZM20 216V215H19ZM208 216V215H207ZM258 216V215H257ZM201 217V216H200ZM124 218V219H125ZM118 219V218H117ZM64 220V219H63ZM70 220V219H69ZM234 220V219H233ZM239 220V219H238ZM250 220V219H249ZM4 221V220H3ZM7 221V220H6ZM77 221V220H75ZM101 221V220H100ZM253 221V220H252ZM260 221V220H259ZM230 222V221H229ZM238 221H236V224H234L233 226V230H229L228 229V224L227 223H223L224 226H222V231L225 232L224 235H227L226 236V242L223 241V240H215L214 242H212L211 244L212 245H219V244H228L230 246V249H235L237 250V246L236 245H232V244H250V241L251 240H254V237L257 236L260 237L259 239H264V234H259V233H254V232H250V231H247V229H242V227H240V224H237ZM247 222V221H246ZM7 223V222H6ZM88 223V222H87ZM93 223V222H92ZM112 223V222H111ZM122 223V222H121ZM202 227L203 226H207L211 223H213V226L215 225L214 221L212 220H209L208 217L207 219H203L202 220ZM231 223V222H230ZM241 223V222H240ZM39 224V223H38ZM123 224V223H122ZM198 224L199 223H196L194 222V228H198ZM18 224H1L0 225V246L2 247L1 250L3 251L4 248L7 249V251H9V255L7 256H4V253H2V251L0 252V259H5V258H10V260L12 259L13 261L16 260V263L18 264H33L31 261L34 260V257L32 256L31 252L30 251H27L26 253L23 252V251H26L24 250L25 249V244H27V240H25L21 234V231L20 232V228H16ZM49 225V224H48ZM47 225V227H48ZM68 225H73V223L70 221L68 222ZM246 225V224H245ZM35 226V225H34ZM78 227L80 226L81 228V224L80 225H77ZM84 226V225H83ZM87 226V225H86ZM201 226V225H200ZM242 226L243 223H242ZM252 226V225H251ZM74 227V226H73ZM105 227V226H104ZM221 227V226H220ZM39 228V227H38ZM41 228V226H40ZM51 226H49L48 228H41L43 229L41 231V234L38 236V237H43L45 238L46 240H48L47 242H49L50 244L54 243L55 242V238H57V241L59 242V239H60V235H58V233H49V231L51 230ZM70 228V227H69ZM86 228V227H85ZM124 228V227H123ZM14 229V230H13ZM40 229V230H41ZM53 229V228H52ZM78 229V228H77ZM94 229V228H93ZM120 229V228H119ZM220 229V228H219ZM9 230H12L11 232H9ZM54 230V229H53ZM72 230V229H71ZM86 230V229H84ZM242 230V231H241ZM7 231V232H5ZM240 231V232H239ZM206 232V231H205ZM239 232V233H238ZM65 233V232H64ZM90 233V232H89ZM204 233V232H203ZM52 234V235H51ZM54 234V235H53ZM87 234V233H86ZM63 235H66V234H63ZM74 235V233H73ZM184 235V234H183ZM79 236V235H78ZM109 236V235H108ZM115 236V235H114ZM185 236V235H184ZM207 236V235H206ZM37 237V238H38ZM65 237V236H63ZM107 237V235H106ZM150 237V236H149ZM205 237V235H204ZM209 237V236H208ZM42 238V239H43ZM152 238V236H151ZM219 238V237H218ZM225 238V237H224ZM256 238V237H255ZM39 239V238H38ZM63 239V238H62ZM61 239V240H62ZM65 239V238H64ZM74 239V238H73ZM89 240V238H88ZM184 240V238H183ZM40 241V240H39ZM45 241V240H44ZM51 241H53L51 243ZM63 241V240H62ZM191 241V240H190ZM208 241H210L208 239ZM36 242H38L36 240ZM46 242V243H47ZM65 242V241H64ZM93 242V240H92ZM95 242V240H94ZM169 242V241H168ZM252 242V241H251ZM258 242V240L256 241ZM45 243V244H46ZM81 244H79L77 247L74 246V248L72 249V251H69V253H67V259H66V263L62 262V259H61V262H57L55 261L56 263H54V261L52 262V264H105L106 261H104L105 258H108L109 255H105L106 253H102V252H99L97 251L96 247L95 246H91L90 244H87L85 241L82 243L80 242ZM177 243L179 244L180 242H176V245ZM209 243V242H208ZM253 243V242H252ZM35 244V243H34ZM206 244V243H205ZM32 245V244H31ZM62 245V244H61ZM64 245V244H63ZM169 245V244H168ZM174 245V244H173ZM181 245V244H180ZM37 246V244H36ZM56 244H53L52 246L50 247H47V251H44L48 253V250L51 252V253H54L55 250H56ZM68 246V245H67ZM160 246V245H159ZM27 247V246H26ZM40 247V246H39ZM73 247V246H72ZM144 247V246H143ZM164 247V246H163ZM183 247V246H182ZM181 247V248H182ZM211 248V247H210ZM228 248V247H227ZM249 248V247H248ZM260 248V247H259ZM32 249V248H31ZM100 249V248H99ZM111 249V248H110ZM146 249V248H145ZM58 250V249H57ZM65 250V249H64ZM68 250V249H67ZM70 250V249H69ZM193 250V248H192ZM202 250V249H201ZM221 250V249H220ZM224 249H222L223 251ZM43 251V250H42ZM59 251V250H58ZM253 251V250H252ZM6 252V251H5ZM23 252V253H22ZM34 252V251H33ZM36 252H39L38 250ZM60 252V251H59ZM41 253V252H40ZM57 253V252H56ZM55 253V254H56ZM109 253V252H108ZM111 253V252H110ZM114 253V252H113ZM216 253V252H215ZM214 253V254H215ZM222 253V252H221ZM220 253V254H221ZM7 254V253H6ZM46 254V253H45ZM66 254V253H65ZM207 254V253H206ZM217 254V253H216ZM218 254V255H220ZM38 255V254H37ZM53 255V254H52ZM63 255V254H61ZM115 255V254H113ZM141 255V254H140ZM143 255V254H142ZM217 255V256H218ZM36 256V255H35ZM39 256V255H38ZM66 256V255H65ZM65 256H62V257H65ZM146 256V255H145ZM190 256V255H189ZM37 257V256H36ZM53 256H51L52 258ZM116 257V256H115ZM50 258V259H51ZM56 258H58L56 256ZM61 258V256L59 257ZM110 258V257H109ZM121 258V259H122ZM133 257H131L132 259ZM139 258V257H138ZM184 258V257H183ZM45 259H46V263L49 264V258L48 256H45ZM127 259V260H128ZM217 259V258H216ZM9 260V261H10ZM11 260V261H12ZM36 260V259H35ZM57 260V259H56ZM116 260V259H115ZM147 260V259H146ZM3 261V260H2ZM10 261V262H11ZM45 261V260H44ZM65 261V259L63 260ZM129 261V260H128ZM263 261V260H262ZM31 262V263H30ZM137 262H138V259H137ZM236 262V261H235ZM239 262V261H238ZM246 262V261H245ZM249 262V261H247ZM108 263V261H107ZM131 263V261H130ZM141 263V262H139ZM153 263V262H152ZM232 263V262H231ZM12 264V263H11ZM44 264V263H43ZM126 264V263H125ZM129 264V262H128ZM143 264V263H142ZM215 264V263H214ZM220 264V263H219ZM234 264H237V263H234ZM247 264V263H246Z\"/></svg>", "mask_w": 264, "mask_h": 264}]
</instances>
